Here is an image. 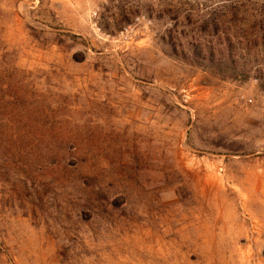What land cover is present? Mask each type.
Listing matches in <instances>:
<instances>
[{
  "label": "rangeland",
  "instance_id": "1",
  "mask_svg": "<svg viewBox=\"0 0 264 264\" xmlns=\"http://www.w3.org/2000/svg\"><path fill=\"white\" fill-rule=\"evenodd\" d=\"M241 209L264 0H0V264H247Z\"/></svg>",
  "mask_w": 264,
  "mask_h": 264
},
{
  "label": "built area",
  "instance_id": "2",
  "mask_svg": "<svg viewBox=\"0 0 264 264\" xmlns=\"http://www.w3.org/2000/svg\"><path fill=\"white\" fill-rule=\"evenodd\" d=\"M151 26V20L146 16L139 15L133 19L132 24L124 26L118 33V42L127 44L135 35L136 30H148ZM243 99V98H242ZM245 100V99H244ZM254 104L253 99L245 101V105L251 106ZM241 218L245 224V238L247 248L249 250L247 264H259V257L264 260V226L258 224L252 219L243 209H241ZM253 244L258 245V251L253 250ZM247 250V251H248Z\"/></svg>",
  "mask_w": 264,
  "mask_h": 264
}]
</instances>
